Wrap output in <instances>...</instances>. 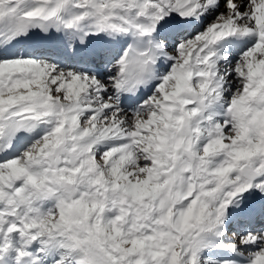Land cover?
Wrapping results in <instances>:
<instances>
[{"label":"snow or ice","instance_id":"obj_1","mask_svg":"<svg viewBox=\"0 0 264 264\" xmlns=\"http://www.w3.org/2000/svg\"><path fill=\"white\" fill-rule=\"evenodd\" d=\"M0 264H264V0H0Z\"/></svg>","mask_w":264,"mask_h":264}]
</instances>
